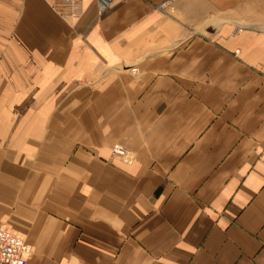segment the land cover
<instances>
[{
  "label": "crops",
  "instance_id": "0c3cea01",
  "mask_svg": "<svg viewBox=\"0 0 264 264\" xmlns=\"http://www.w3.org/2000/svg\"><path fill=\"white\" fill-rule=\"evenodd\" d=\"M81 1L0 0V225L27 264H264V0Z\"/></svg>",
  "mask_w": 264,
  "mask_h": 264
},
{
  "label": "built area",
  "instance_id": "2783aa9c",
  "mask_svg": "<svg viewBox=\"0 0 264 264\" xmlns=\"http://www.w3.org/2000/svg\"><path fill=\"white\" fill-rule=\"evenodd\" d=\"M117 0H97L98 10L101 15L107 14L116 4ZM167 1L161 8L170 5ZM64 12L73 17L81 13V0H62ZM135 74L139 72L137 66H131ZM111 155L126 163H133L134 152L121 143H116L111 148ZM33 246L26 240L25 236L9 225H0V264H27L33 255Z\"/></svg>",
  "mask_w": 264,
  "mask_h": 264
},
{
  "label": "rangeland",
  "instance_id": "374dc122",
  "mask_svg": "<svg viewBox=\"0 0 264 264\" xmlns=\"http://www.w3.org/2000/svg\"><path fill=\"white\" fill-rule=\"evenodd\" d=\"M0 110H1V108H0Z\"/></svg>",
  "mask_w": 264,
  "mask_h": 264
}]
</instances>
